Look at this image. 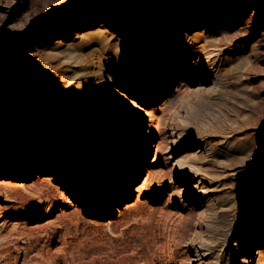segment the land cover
<instances>
[{"label":"rangeland","instance_id":"1","mask_svg":"<svg viewBox=\"0 0 264 264\" xmlns=\"http://www.w3.org/2000/svg\"><path fill=\"white\" fill-rule=\"evenodd\" d=\"M37 22L0 53V264H264V1L0 0V44Z\"/></svg>","mask_w":264,"mask_h":264},{"label":"water","instance_id":"2","mask_svg":"<svg viewBox=\"0 0 264 264\" xmlns=\"http://www.w3.org/2000/svg\"><path fill=\"white\" fill-rule=\"evenodd\" d=\"M100 1H104V2H108V1H113V0H100ZM264 1V0H262ZM63 10H56L54 13H52V15H55L57 13H62ZM38 24L35 23L33 26H31L30 28L26 29L25 31H22V32H19V33H16L12 36H10L8 39H6L5 41H3L1 44H0V53L6 49V48H9L10 46H12L15 41L18 39V37L20 36H23V35H26L27 33H29L30 31H32L34 29V27Z\"/></svg>","mask_w":264,"mask_h":264},{"label":"bare ground","instance_id":"3","mask_svg":"<svg viewBox=\"0 0 264 264\" xmlns=\"http://www.w3.org/2000/svg\"><path fill=\"white\" fill-rule=\"evenodd\" d=\"M131 102V101H130ZM132 103V102H131ZM245 109V108H244ZM7 127H10L9 126V124H8V126ZM8 129V128H7ZM9 137H11L10 135H9V133H7L6 131H4V133L2 134V139L3 140H9L10 138ZM143 161V160H142ZM257 167V166H256ZM251 171V170H250ZM29 171L27 170L26 172H25V176H28L29 175ZM149 173L148 174H146L145 175V178H144V183H147V181H148V178H149ZM119 188H115V189H113V190H115L116 191V193H115V191L112 193V194H117L118 192H119V190H118ZM124 192L127 194V195H134L135 194V192H136V190H135V188H133V186H131V187H128L127 189H125L124 190ZM64 196V195H63ZM63 196H61V197H63ZM105 199L107 200L108 199V197L107 196H105ZM113 206H118V203H116V204H114Z\"/></svg>","mask_w":264,"mask_h":264}]
</instances>
